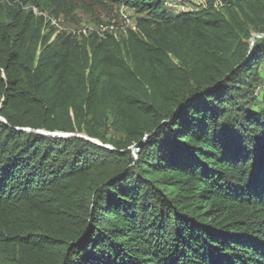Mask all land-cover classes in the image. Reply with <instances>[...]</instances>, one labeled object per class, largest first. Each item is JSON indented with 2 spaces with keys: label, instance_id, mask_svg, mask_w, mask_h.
Instances as JSON below:
<instances>
[{
  "label": "trees",
  "instance_id": "1",
  "mask_svg": "<svg viewBox=\"0 0 264 264\" xmlns=\"http://www.w3.org/2000/svg\"><path fill=\"white\" fill-rule=\"evenodd\" d=\"M96 1L144 17L0 0V264H264V0Z\"/></svg>",
  "mask_w": 264,
  "mask_h": 264
},
{
  "label": "rangeland",
  "instance_id": "2",
  "mask_svg": "<svg viewBox=\"0 0 264 264\" xmlns=\"http://www.w3.org/2000/svg\"><path fill=\"white\" fill-rule=\"evenodd\" d=\"M37 2L38 8L26 4L25 9L32 10L36 16L43 15L59 32L75 36L88 35L92 32L102 34L107 31L115 38L122 39L126 31L133 30L137 20L144 17V14L136 13L123 5L96 0H37ZM166 4H172L178 8L175 12L173 8L166 7L167 11L174 15L186 12L193 14L207 7L203 0H168ZM250 33L252 37L258 35L251 29ZM114 136L111 131H108L105 139L94 138V141L104 145L107 137Z\"/></svg>",
  "mask_w": 264,
  "mask_h": 264
},
{
  "label": "water",
  "instance_id": "3",
  "mask_svg": "<svg viewBox=\"0 0 264 264\" xmlns=\"http://www.w3.org/2000/svg\"><path fill=\"white\" fill-rule=\"evenodd\" d=\"M260 37H262L261 34H260V35L253 36V37L251 38L250 48L252 47L255 38H260ZM143 143H144L143 141H142V142H139V143L135 144V145L131 148V150H132V152H133L134 155H136L137 152H138V150L142 148Z\"/></svg>",
  "mask_w": 264,
  "mask_h": 264
},
{
  "label": "built area",
  "instance_id": "4",
  "mask_svg": "<svg viewBox=\"0 0 264 264\" xmlns=\"http://www.w3.org/2000/svg\"><path fill=\"white\" fill-rule=\"evenodd\" d=\"M203 1H204V0H203ZM204 2H205V1H204ZM166 7H168V8H173L174 10H176L175 12H177V9H178L176 6H174V5H172V4H166V3H165V8H166ZM183 12H185V11H183ZM186 13H187V12H186Z\"/></svg>",
  "mask_w": 264,
  "mask_h": 264
}]
</instances>
